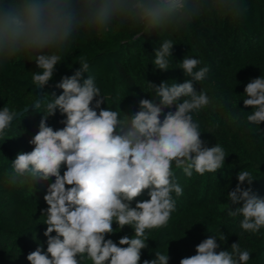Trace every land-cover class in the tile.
Segmentation results:
<instances>
[{"label":"clouds","instance_id":"1","mask_svg":"<svg viewBox=\"0 0 264 264\" xmlns=\"http://www.w3.org/2000/svg\"><path fill=\"white\" fill-rule=\"evenodd\" d=\"M212 10L243 17L248 6L246 0H0V62L36 53L39 71L33 72L32 84L44 88L61 62L58 53L83 30L108 32L124 23L153 30L179 28ZM173 45L172 40H164L155 51L152 63L157 69H169ZM78 62L74 74L61 77L55 85L62 94L53 93L51 100L35 104L39 108L44 103L47 114L29 140L32 150L19 152L6 172L11 184L54 178L43 197L48 205L42 211L47 249L38 245L26 259L29 264H140L142 250L148 248L146 229L166 226L176 208L173 193L183 194L175 170L190 178L193 171L204 175L225 164V149L219 144L208 147L194 119V114L213 104L207 89L197 91L194 86L209 69L196 70L201 61L184 56L179 68L190 79L149 83L155 97L140 99L138 111L121 117L120 112L101 107L105 103L101 89L91 75L84 78L90 68L87 57H78ZM244 94V108L252 109L247 121L261 125L264 75L251 79ZM173 106L174 111L165 112ZM57 110L66 119L62 128L54 130L47 120ZM16 115L8 106L0 109V138ZM237 181L227 194L236 207L229 205L227 214L242 217L241 229L255 234L264 227V198L253 192L251 171H239ZM145 190L149 199L137 200ZM114 223L119 231L130 226L134 235H124L118 243L106 238L116 233ZM217 238L227 240L223 233L210 236L196 245L195 255L179 264H248L250 251L242 250L239 242L232 243L230 250L217 251ZM169 260L168 252L157 250L155 258L143 264H169Z\"/></svg>","mask_w":264,"mask_h":264},{"label":"trees","instance_id":"2","mask_svg":"<svg viewBox=\"0 0 264 264\" xmlns=\"http://www.w3.org/2000/svg\"><path fill=\"white\" fill-rule=\"evenodd\" d=\"M248 12L243 17L224 15L217 10L207 12L191 23L179 27L150 29L131 23L114 25L108 32L83 30L58 54L62 59L53 79L43 88L44 100L51 95L62 94L55 87L63 76H72L80 67L78 57L88 59L89 72L105 97L101 106L131 116L139 110L140 99H152L154 90L149 83L162 81L183 83L185 77L179 63L184 56L201 61L196 70L208 67L206 78L194 82L199 91L207 89L213 104L194 114L200 124L201 139L208 147L219 144L227 154L222 169L199 175L193 171L187 177L182 170H175L183 194L176 200L175 211L168 224L160 229H146L148 248L142 250L143 260L154 259L158 250L170 257L169 264H179L182 258L195 255V248L210 236L224 234L226 242L217 243L220 250H230L239 242L242 250L250 251L248 264H264V227L253 234L240 227L242 217L228 216V192L238 181L237 173L249 170L253 173V192L264 198V123L250 124L243 99L245 85L253 78L264 75V0H246ZM164 40L174 45L167 71L159 70L152 63L155 51ZM36 53L18 55L0 62V109L8 106L16 113L36 99V87L32 84L33 72L39 71L34 59ZM47 93L46 97L44 94ZM179 102H183L182 99ZM95 103V101L93 102ZM157 103L159 99L157 98ZM175 110L165 109V112ZM46 115L44 103L39 108L24 112L12 121L11 127L0 138V264H29L26 257L38 245L47 249L42 215L48 205L43 197L49 181L36 180L11 184L6 179L11 161L19 152H29V140L38 132L39 122ZM66 116L57 110L48 117L53 129L62 128ZM163 119V114L161 116ZM218 125V127H215ZM66 170L62 166L61 175ZM247 186V185H245ZM149 199L147 190L137 200ZM135 202H133V207ZM234 208L235 205H230ZM117 225L114 223L113 228ZM52 235H55L53 233ZM134 230L125 226L121 231L106 236L114 242Z\"/></svg>","mask_w":264,"mask_h":264},{"label":"water","instance_id":"3","mask_svg":"<svg viewBox=\"0 0 264 264\" xmlns=\"http://www.w3.org/2000/svg\"><path fill=\"white\" fill-rule=\"evenodd\" d=\"M42 91H43V88H36V95H37L36 99L30 105H28V106L24 107L22 110L18 111L17 115L13 119V121L15 119H17L20 115H22L24 112L33 109L37 102L44 100L43 95H42Z\"/></svg>","mask_w":264,"mask_h":264}]
</instances>
